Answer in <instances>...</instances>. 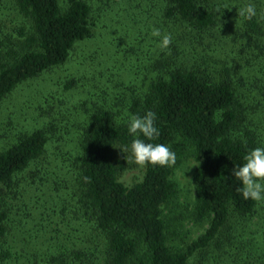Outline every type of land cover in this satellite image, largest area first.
Segmentation results:
<instances>
[{
    "label": "trees",
    "instance_id": "trees-1",
    "mask_svg": "<svg viewBox=\"0 0 264 264\" xmlns=\"http://www.w3.org/2000/svg\"><path fill=\"white\" fill-rule=\"evenodd\" d=\"M13 1L30 34L0 53V103L92 36L85 0ZM246 2L163 0L165 18L188 42L207 37L202 53L171 46L141 76L122 64L101 96L62 110L59 121L47 116L0 149V264H188L196 255L205 264H264V203L243 199L231 175L264 145V18L238 17ZM254 2L264 13V0ZM148 110L160 133L153 142L169 144L176 162L143 165L142 179L127 187L118 180L127 164L115 155L133 139L128 117ZM62 123L74 144L68 160H43L64 152ZM189 146L198 163L193 215L208 226L176 249L162 207L177 193L172 170Z\"/></svg>",
    "mask_w": 264,
    "mask_h": 264
},
{
    "label": "rangeland",
    "instance_id": "rangeland-1",
    "mask_svg": "<svg viewBox=\"0 0 264 264\" xmlns=\"http://www.w3.org/2000/svg\"><path fill=\"white\" fill-rule=\"evenodd\" d=\"M85 1L91 5L94 16L92 36L75 45L65 64L24 82L0 103V149L16 141L24 131L41 126L47 121V116L59 121L62 110L73 105L81 108L82 104L95 100L107 82H113L111 75L115 74V69L120 70L122 64L141 76L150 60L167 52L171 46H177L182 55L183 51H194V48L202 53L204 44L208 43L207 37L188 42L184 29L165 18L163 0ZM63 2L61 0V5ZM30 26V21L18 12L13 0H0V53L13 48L12 41L28 36ZM153 27L159 28L162 35L171 36L167 49L158 46L159 37L150 35ZM218 44L227 58L230 55L228 47ZM206 53L210 54V50ZM71 81L75 83L71 84ZM95 83L98 86L93 88ZM68 84L72 86L69 90L65 89ZM86 88L87 94L84 93ZM80 112L81 109L73 113L77 115L75 120H78ZM56 135L64 152L54 155L53 151V154H46L48 159L43 160H65V153L71 152L74 147L68 125L62 123ZM115 157L127 164L118 175L121 183L130 187L142 179L144 166L137 164L130 153L117 151ZM197 166L189 146L172 170L171 179L176 184L177 193L162 207V217L167 225V243L176 249L185 247L208 226L207 220H196L193 215V177ZM11 203L18 204L15 199ZM188 264H205V260L196 255L189 259Z\"/></svg>",
    "mask_w": 264,
    "mask_h": 264
},
{
    "label": "clouds",
    "instance_id": "clouds-1",
    "mask_svg": "<svg viewBox=\"0 0 264 264\" xmlns=\"http://www.w3.org/2000/svg\"><path fill=\"white\" fill-rule=\"evenodd\" d=\"M238 17L245 20L264 18V13L258 11L254 0H247L243 7L236 8ZM152 37H159L158 46L167 49L171 43L169 34H161L157 27L151 29ZM156 113L148 110L143 115H130L127 131L133 137L130 145L121 149L123 153L130 152L131 158L140 165L171 167L176 162V153L169 144L154 143L159 136L156 126ZM231 175L239 182L237 191L243 199L264 203V145L257 146L243 157V163L234 165Z\"/></svg>",
    "mask_w": 264,
    "mask_h": 264
}]
</instances>
